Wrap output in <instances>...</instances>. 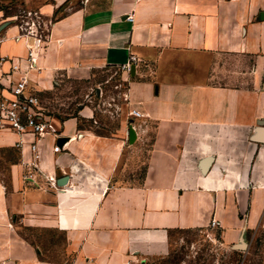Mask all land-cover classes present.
Listing matches in <instances>:
<instances>
[{
  "label": "crops",
  "instance_id": "1",
  "mask_svg": "<svg viewBox=\"0 0 264 264\" xmlns=\"http://www.w3.org/2000/svg\"><path fill=\"white\" fill-rule=\"evenodd\" d=\"M263 13L264 0H0V79L11 60L25 70L34 40L23 21L46 38L30 89L51 88L60 72L142 62L122 72L127 109L142 115L131 119L134 143L127 124L119 136L81 127L90 108L54 116L36 170L34 138L0 134V264H165L185 241L178 233L217 232L235 248L264 232ZM146 142L144 178L121 182ZM29 231L61 234V258Z\"/></svg>",
  "mask_w": 264,
  "mask_h": 264
},
{
  "label": "rangeland",
  "instance_id": "2",
  "mask_svg": "<svg viewBox=\"0 0 264 264\" xmlns=\"http://www.w3.org/2000/svg\"><path fill=\"white\" fill-rule=\"evenodd\" d=\"M18 16L30 17L21 13ZM129 82L119 69L91 68L60 72L54 77L51 88L33 87L31 90L39 97L47 113L58 114L67 119L79 117L81 110L90 108L94 112L93 118L90 120L81 118V127L99 135L119 136L123 134L124 124L129 126V131L132 128L131 111L127 109ZM129 131L127 130L125 134L127 138ZM148 145L149 142L143 145L140 159L136 160V167L134 160L127 155V167L123 169L121 182L133 184L134 179L138 183L144 178ZM28 234L32 238L41 237L56 243V248L48 256L51 259L61 258L60 252L64 244L61 234L39 231H29ZM178 237L185 241L179 244L165 264H264V232L255 239L250 236L243 238L245 249L222 245L217 232L214 233V237L208 232L178 233Z\"/></svg>",
  "mask_w": 264,
  "mask_h": 264
},
{
  "label": "built area",
  "instance_id": "3",
  "mask_svg": "<svg viewBox=\"0 0 264 264\" xmlns=\"http://www.w3.org/2000/svg\"><path fill=\"white\" fill-rule=\"evenodd\" d=\"M28 16H38L27 14ZM128 20L133 22L132 17ZM2 30L0 29V44L3 42ZM21 36L32 38L34 41L27 47V57L25 59V70L22 61L11 60V70L5 73L0 79V134L10 131L19 135L22 139L27 136L34 138L30 144V151L33 155L31 167L39 168L41 153L39 148L40 141L48 134L54 133L52 118L45 111L39 97L34 94L29 87L28 73L38 68V61L42 55L43 41L46 39L40 31L37 22H25L20 25ZM5 59L0 58V62ZM142 62L134 55L130 56L129 61L121 66V72H130L133 66H138ZM14 73H20L18 80H10L4 84L2 80H8ZM132 118H142L140 112L131 111ZM21 140L18 145L21 146ZM54 180V179H53ZM56 183V180H55ZM218 222L212 221L211 226H218Z\"/></svg>",
  "mask_w": 264,
  "mask_h": 264
},
{
  "label": "water",
  "instance_id": "4",
  "mask_svg": "<svg viewBox=\"0 0 264 264\" xmlns=\"http://www.w3.org/2000/svg\"><path fill=\"white\" fill-rule=\"evenodd\" d=\"M264 15V13H263ZM135 68L133 67L132 70H134ZM129 135H130V142L131 143H134L135 139H136V132L133 128L130 129V132H129ZM255 140H260L262 143H264V129H259L258 131V135L255 137ZM211 163H212V158H207L205 160H203L201 162V165H200V169L203 173H207L210 169V166H211ZM67 182V179H62L59 184L62 185V184H65ZM237 248L239 249H245L246 248V244L245 242L241 239V243L239 245H237Z\"/></svg>",
  "mask_w": 264,
  "mask_h": 264
},
{
  "label": "trees",
  "instance_id": "5",
  "mask_svg": "<svg viewBox=\"0 0 264 264\" xmlns=\"http://www.w3.org/2000/svg\"><path fill=\"white\" fill-rule=\"evenodd\" d=\"M49 116H51V117H57V118H60V119H62V117L60 116V115H58V114H53V113H47ZM75 117H77V116H75Z\"/></svg>",
  "mask_w": 264,
  "mask_h": 264
}]
</instances>
